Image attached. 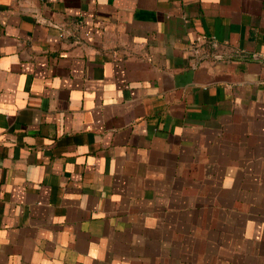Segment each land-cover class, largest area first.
I'll use <instances>...</instances> for the list:
<instances>
[{
    "label": "crops",
    "instance_id": "0c3cea01",
    "mask_svg": "<svg viewBox=\"0 0 264 264\" xmlns=\"http://www.w3.org/2000/svg\"><path fill=\"white\" fill-rule=\"evenodd\" d=\"M0 264H264V0H0Z\"/></svg>",
    "mask_w": 264,
    "mask_h": 264
}]
</instances>
